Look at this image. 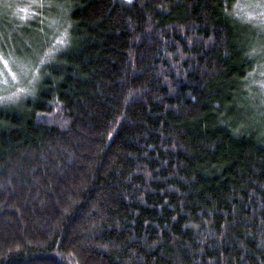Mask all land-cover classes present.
Returning <instances> with one entry per match:
<instances>
[{
	"label": "trees",
	"instance_id": "1",
	"mask_svg": "<svg viewBox=\"0 0 264 264\" xmlns=\"http://www.w3.org/2000/svg\"><path fill=\"white\" fill-rule=\"evenodd\" d=\"M256 1L24 0L23 28L0 13L2 53L45 56L0 100V264H264Z\"/></svg>",
	"mask_w": 264,
	"mask_h": 264
},
{
	"label": "rangeland",
	"instance_id": "2",
	"mask_svg": "<svg viewBox=\"0 0 264 264\" xmlns=\"http://www.w3.org/2000/svg\"><path fill=\"white\" fill-rule=\"evenodd\" d=\"M20 2H24V0H0V13H5V11L7 13L9 12L8 17L12 21L15 28H23L24 25L21 22L27 15H33V13H31L32 8L28 11L27 9L29 7L24 4L20 5ZM256 2L258 3L250 2L251 4H249V2H247L248 6H246V11L249 10V13H257L261 15H259V17H263L262 22H255L257 23L256 25L258 28L262 29L264 28V0H257ZM52 22H54V25ZM47 24L50 25L48 28L51 29V39L46 41V45H42V47L54 48L63 41L62 35L60 34V27L64 26V23L61 22L60 17H56L54 20L49 18V22H47ZM263 46L262 49L264 48ZM38 50L39 48L37 49V53L33 56H21L22 58L14 57V55L11 54L6 55L0 51V100H3L2 98L5 97L14 100L21 95L22 90L28 88V86L32 87L36 79V74H38L39 64L45 58V56H42L44 53L39 55ZM43 51H45V49ZM45 54H47V51ZM260 61L263 66L257 68L258 76H254L256 77V80L254 79V83L256 82L258 86L257 93L259 94L261 92V95H264V58L263 60L260 59ZM35 63L37 73H35Z\"/></svg>",
	"mask_w": 264,
	"mask_h": 264
}]
</instances>
